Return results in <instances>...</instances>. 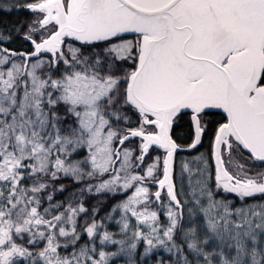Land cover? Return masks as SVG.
<instances>
[{"label": "snow or ice", "instance_id": "1", "mask_svg": "<svg viewBox=\"0 0 264 264\" xmlns=\"http://www.w3.org/2000/svg\"><path fill=\"white\" fill-rule=\"evenodd\" d=\"M0 14V264H264V0Z\"/></svg>", "mask_w": 264, "mask_h": 264}, {"label": "trees", "instance_id": "2", "mask_svg": "<svg viewBox=\"0 0 264 264\" xmlns=\"http://www.w3.org/2000/svg\"><path fill=\"white\" fill-rule=\"evenodd\" d=\"M0 15H2V14H0Z\"/></svg>", "mask_w": 264, "mask_h": 264}]
</instances>
